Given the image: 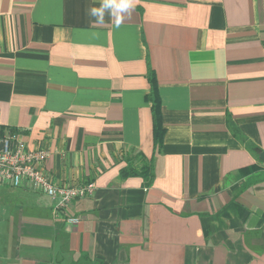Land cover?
Masks as SVG:
<instances>
[{"label": "crops", "instance_id": "0c3cea01", "mask_svg": "<svg viewBox=\"0 0 264 264\" xmlns=\"http://www.w3.org/2000/svg\"><path fill=\"white\" fill-rule=\"evenodd\" d=\"M100 2L0 0L1 134L95 186L0 183V264H264V0H133L119 26Z\"/></svg>", "mask_w": 264, "mask_h": 264}, {"label": "built area", "instance_id": "2783aa9c", "mask_svg": "<svg viewBox=\"0 0 264 264\" xmlns=\"http://www.w3.org/2000/svg\"><path fill=\"white\" fill-rule=\"evenodd\" d=\"M48 156V151L29 149L18 134L3 135L0 131V183L16 188L27 187L58 199L61 207L93 193V183H54L42 168V163Z\"/></svg>", "mask_w": 264, "mask_h": 264}, {"label": "trees", "instance_id": "16d2710c", "mask_svg": "<svg viewBox=\"0 0 264 264\" xmlns=\"http://www.w3.org/2000/svg\"><path fill=\"white\" fill-rule=\"evenodd\" d=\"M149 77H150V82H151V92L149 95V99L152 102L153 117H154V123H153L154 124L153 125L154 145L155 147H159L160 144L162 143L165 129L162 123L161 110H160V98H159L158 88H157L154 74L150 72ZM230 127L234 131V133L238 134V129L234 124L231 123ZM139 158H140L141 165H142L140 169H137L134 166H129L128 168L122 171V175L130 176V175L141 173L142 175L146 176L148 184H149L154 177L152 161L148 160L141 153H139Z\"/></svg>", "mask_w": 264, "mask_h": 264}, {"label": "clouds", "instance_id": "9594fccd", "mask_svg": "<svg viewBox=\"0 0 264 264\" xmlns=\"http://www.w3.org/2000/svg\"><path fill=\"white\" fill-rule=\"evenodd\" d=\"M134 9L133 0H101L98 7H90L87 13L94 18L93 23L103 24L104 17L115 18L117 26L123 21L126 15H130Z\"/></svg>", "mask_w": 264, "mask_h": 264}, {"label": "water", "instance_id": "95a60500", "mask_svg": "<svg viewBox=\"0 0 264 264\" xmlns=\"http://www.w3.org/2000/svg\"><path fill=\"white\" fill-rule=\"evenodd\" d=\"M260 159L263 161L264 163V152H261L260 155H259Z\"/></svg>", "mask_w": 264, "mask_h": 264}]
</instances>
